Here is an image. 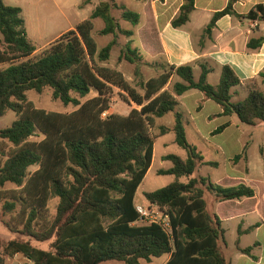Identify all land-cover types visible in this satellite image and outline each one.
<instances>
[{
	"label": "trees",
	"instance_id": "1",
	"mask_svg": "<svg viewBox=\"0 0 264 264\" xmlns=\"http://www.w3.org/2000/svg\"><path fill=\"white\" fill-rule=\"evenodd\" d=\"M235 1L229 0L223 10L214 13L209 27L226 15L264 21V5L239 15L233 9ZM194 7L195 0H185L171 25H185ZM114 9L121 10V20L134 27L139 24L138 13L114 0L101 1L88 19L37 53L27 35L22 9L0 0L4 44L0 48V118L9 111L17 116L10 126L0 128V159L4 158L0 161V204L3 214L10 215V231L26 237L3 245L0 264L15 255L31 264H141L164 255L169 256L165 264H229L220 246L225 239L223 221L208 211L204 195L208 192L217 202H223L252 198L255 190L243 183L223 186L206 177H192L203 156L187 141L177 97L199 91L218 104L223 115L254 126L264 121V94L258 80H249L248 95L232 102L231 89L242 82L231 67H222L219 82L213 86L207 81L211 69L205 65L197 79L191 64L166 65L158 76L140 80L138 89L121 71L105 65L118 35H133V31L121 27L113 16ZM95 19L104 22L100 35H113L101 49L92 35ZM142 41L147 48L146 40ZM263 43L261 36L251 39L247 47L255 50ZM136 52L129 45L121 49L132 64ZM134 72L139 75L137 66ZM259 79L264 82V70ZM45 89H50L52 97L63 106L77 109L59 113L35 108L27 93ZM116 90L124 102L137 108L126 115H105ZM93 92V97L81 101ZM168 114L173 115V126L161 127L160 134L154 136L156 119ZM227 126H219L214 134ZM169 131L187 157L165 156L172 166L159 174L172 175L174 181L145 192L144 197L169 215L171 233L158 224L139 223L134 202L152 165L155 139ZM36 133L43 135L39 142L30 140ZM2 145H8V150ZM241 157L235 156L234 162ZM33 166L38 168L31 173ZM181 178L187 181L181 182ZM7 184L15 188L6 189ZM55 198L56 210L51 215L49 202ZM33 241L49 243V249ZM238 250L250 255L252 247Z\"/></svg>",
	"mask_w": 264,
	"mask_h": 264
},
{
	"label": "crops",
	"instance_id": "2",
	"mask_svg": "<svg viewBox=\"0 0 264 264\" xmlns=\"http://www.w3.org/2000/svg\"><path fill=\"white\" fill-rule=\"evenodd\" d=\"M184 1H139V8L134 11L140 15V22L136 26L135 35H140L145 39L148 46L152 47L156 57L161 58L166 65L191 64L193 65L194 77L196 73L199 77L201 66L205 65L211 69L207 81L209 82L214 77L217 80L216 85L219 82L222 67L229 66L242 82L241 85L234 88L241 87L246 90L248 95L246 83L249 80L257 79L259 89L264 94V82L259 79V74L264 70V43L255 50L247 47L251 39L264 36V21L257 22L226 15L218 19L213 27H209L214 13L223 10L229 0H195V7L190 14L189 21L179 28H174L171 22L178 15ZM256 5H264V0H236L233 9L237 14L245 15ZM193 91L196 90L177 97V111L183 114L186 137L188 130H190L196 138L207 143V149L213 155H223V162L204 158L203 152L195 146L203 156V162L197 167L192 177L202 176L200 171L204 166L217 170L223 166L224 173L220 174L216 181L212 182L210 178H206L212 183L223 186H235L243 183L254 189L257 182L253 181L251 177V167L245 153L249 146L250 137L254 132L257 131L260 137V132L264 133V121L256 122L252 126L253 130L247 133V137L246 131L241 128L234 116L223 115L222 108L218 104L205 99L201 92ZM235 94L239 97V90H236ZM159 119H169V126L165 124L166 126L163 127L171 128L173 126L172 114L156 119V125L159 123ZM217 122H221V125L228 124V126L221 133L214 134V131L221 126L214 127L213 125ZM216 137H223L225 141L211 142ZM229 141L232 142L231 145H229ZM260 142L261 152L264 155V135ZM230 146L238 148L236 155L232 156L229 153ZM167 155L169 154L162 155L161 162L168 161L164 160ZM237 155H242V157L236 162H231ZM209 163H213V165ZM154 164L155 143L153 162L149 171L153 170ZM170 167H162L161 170H167ZM159 171L155 175L160 176ZM262 175L263 182H260V185L263 186L262 192L258 193L254 189L255 196L252 198L217 202L210 193L206 192L204 195L208 211L216 213L223 221L225 239L220 242V246L229 264H264V174ZM180 181L185 183L187 180L181 178ZM140 186L135 195V204H138L140 200L138 194ZM142 198L146 201L144 194ZM248 203L250 205H247ZM230 231L232 236L235 234V237L228 239L227 235ZM238 247H252L251 254L241 253ZM168 258L169 256L166 262Z\"/></svg>",
	"mask_w": 264,
	"mask_h": 264
},
{
	"label": "rangeland",
	"instance_id": "3",
	"mask_svg": "<svg viewBox=\"0 0 264 264\" xmlns=\"http://www.w3.org/2000/svg\"><path fill=\"white\" fill-rule=\"evenodd\" d=\"M100 1L104 0H3L6 5L15 6L22 9L26 32L29 38L34 42L37 47V53H39L44 47L49 45L51 42L56 40L61 34L67 32L68 30L74 29L79 23L88 19L91 12L99 4ZM108 1V0H107ZM119 6H122L130 11H136L139 8V1L136 0H114ZM113 16L119 21L121 27L125 30L133 31V35L130 37L124 35H118L117 44L114 46L111 51V56L108 62L105 65H108L113 68H118L117 70L121 71L125 78L138 89V82L147 81L148 79L158 76L162 73L166 64L161 58H157L152 47L147 44V48L143 45V39L140 35H135V30L137 27L132 26L130 23L121 20L120 9L113 10ZM94 29L92 35L95 38L99 49L106 46L112 39L113 35H100V30L104 27V22L101 19H95ZM129 45L131 49H136L135 64L128 62L123 55L121 54V49H125ZM4 44L2 41V36L0 35V48H3ZM121 56V60L119 57ZM139 69V75L135 74V67ZM198 78V74H195V79ZM209 82L216 86L217 80L212 77ZM173 82L168 86L169 89L172 88ZM236 90H239V97L236 93ZM118 90L115 91L114 96L112 97L111 109L105 115L111 113L118 114H127L132 108H137L133 103L128 104L122 100L118 95ZM196 92V91H193ZM232 102H237L240 99H243L247 96L245 89L241 87L232 88ZM94 92L88 95L86 98L81 101L84 102L86 99L93 97ZM28 101L32 102L33 106L37 109L44 110L46 112H59V113H70L77 109L72 105L67 107L63 106L62 103L58 100H55L52 97V92L50 89H45L41 93L35 91H30L27 93ZM110 112V113H109ZM17 118L16 114L12 111H9L4 117L0 118V128L8 127L12 122ZM168 118V117H167ZM160 120V119H159ZM158 120V121H159ZM169 119L160 120L154 128H152V133L154 136H158L161 131V127L169 126ZM241 128H244L246 135L250 130H253L252 126L244 125L239 123ZM221 125V122L214 124V127ZM261 137L257 131L250 137L249 146L246 149L247 157L249 159L251 167V177L253 181L257 183L254 186V189L258 193L262 192L263 186L260 185L262 181V174H264V155L261 152L260 139L263 137L264 133L260 132ZM43 135L36 133L33 137L30 138L31 141H41ZM174 133L169 132L164 136H160L155 140V164L153 170L151 169L146 175L143 184L140 186L138 194L140 195V204H147V202L142 198L144 192L153 191L160 189L174 180L173 176H162L155 175L156 172L163 168L171 166L170 161H162L164 154H176L183 158L186 157V151L180 148L174 142ZM187 141L196 146L200 151L203 152L204 158H209L213 161L223 162V155H213L207 149V143L201 139L195 137V135L188 130L187 132ZM225 139L223 137H216L211 140V142H223ZM229 145L232 144L231 141L228 142ZM5 150H8V145H2ZM238 151L237 147L230 146L229 153L236 155ZM4 158L0 159V161ZM234 162V160H231ZM163 167V168H162ZM38 167L33 166L30 168V172L33 173ZM224 173V167L220 169H213L207 166H204L200 171L202 176L208 177L212 182L218 179L220 174ZM254 185V184H253ZM6 189L15 188L11 184H7ZM57 199H52L49 202V211L53 215L56 210ZM247 205H250L249 203ZM11 220L10 215H4L1 204H0V252L4 244L12 239H26V237L10 231L7 227V222ZM226 226V225H224ZM227 227V226H226ZM228 239L235 237V234L232 236L231 231L228 232ZM34 245H37L44 249H49V243H36L32 242ZM167 255H164L160 258H154L151 263L145 261L142 264H165ZM27 259L21 255H15L13 257H6V264H28ZM101 264H124L118 261H109Z\"/></svg>",
	"mask_w": 264,
	"mask_h": 264
},
{
	"label": "built area",
	"instance_id": "4",
	"mask_svg": "<svg viewBox=\"0 0 264 264\" xmlns=\"http://www.w3.org/2000/svg\"><path fill=\"white\" fill-rule=\"evenodd\" d=\"M135 209L137 213L139 214V223H145V224H158L160 225L164 230H166L168 233H171V226H170V218L167 213L162 211L158 208V206L154 204H135ZM29 262L28 264H31V262L27 259Z\"/></svg>",
	"mask_w": 264,
	"mask_h": 264
}]
</instances>
